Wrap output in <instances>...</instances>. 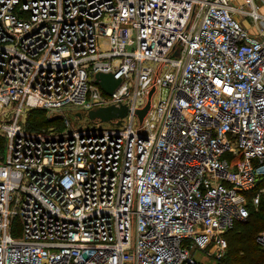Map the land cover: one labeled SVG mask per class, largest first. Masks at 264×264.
<instances>
[{
    "label": "built area",
    "instance_id": "2783aa9c",
    "mask_svg": "<svg viewBox=\"0 0 264 264\" xmlns=\"http://www.w3.org/2000/svg\"><path fill=\"white\" fill-rule=\"evenodd\" d=\"M245 4L0 0V264L224 253L264 192V37L237 17L263 15ZM97 71L120 78L111 92ZM121 104L112 126L63 110ZM32 108L62 126L29 129Z\"/></svg>",
    "mask_w": 264,
    "mask_h": 264
},
{
    "label": "trees",
    "instance_id": "16d2710c",
    "mask_svg": "<svg viewBox=\"0 0 264 264\" xmlns=\"http://www.w3.org/2000/svg\"><path fill=\"white\" fill-rule=\"evenodd\" d=\"M33 111L44 112L42 108H36ZM31 114L32 111L28 113L27 118H30ZM41 122L40 118L34 116L31 118V124L36 127L31 128L29 126V129L43 128V126H40ZM57 124V127L62 126L60 122H57ZM257 186H264V175L258 181ZM258 205L257 208H248V215L244 220L236 221L224 231L226 248L222 254L220 264H264V245L256 241L257 234L264 230V192L259 198Z\"/></svg>",
    "mask_w": 264,
    "mask_h": 264
},
{
    "label": "rangeland",
    "instance_id": "374dc122",
    "mask_svg": "<svg viewBox=\"0 0 264 264\" xmlns=\"http://www.w3.org/2000/svg\"><path fill=\"white\" fill-rule=\"evenodd\" d=\"M231 1L236 6H242L245 9L247 8V5L245 4V0H231ZM253 1L255 4H257V9L263 15V18L258 19L256 21L249 14H244V15L238 14L237 17L239 18V20L241 21L243 26L246 27L249 31H251L252 33H259V29H260L261 36L264 37V0H253ZM156 97H157V92L154 94L153 99H155ZM74 108H76L74 105H66L63 107L64 113L68 117L72 126L84 125L86 123L95 121L96 119H98L100 121L101 126H112L113 125V123L110 122L108 119L101 120V119L96 118V117L95 118H89L88 115L84 112L82 113V115L80 117H78V116L74 115V113H73ZM35 109L36 108H33L32 110L29 109L26 112V113H30L32 111L30 118L29 117L27 118L28 114L26 115L25 124L28 128H29V126L31 128L36 127L34 124H31V118H33L34 116H36L37 118H40L42 120L40 126H43V128H45L46 125H50V124L56 123L55 125H58L57 122H60V124L63 123L62 118H61L62 117V115H61L62 111L56 112V113H54V112L50 113L49 111L42 109V111H44V112L38 113V111L37 112L33 111ZM37 109H39V108H37ZM258 203H259V200H258L256 205L254 203L249 202L247 205V209L250 207L257 208L259 206ZM261 232L262 231H260V233ZM257 242L259 244H262L259 241H257ZM208 250H210V251L213 250L211 245L207 247L206 251H208ZM194 257L196 258L197 261H199L203 264H220V260L222 258V255L220 257H215L212 255H205L203 252L200 251V249L197 248L194 250Z\"/></svg>",
    "mask_w": 264,
    "mask_h": 264
},
{
    "label": "water",
    "instance_id": "95a60500",
    "mask_svg": "<svg viewBox=\"0 0 264 264\" xmlns=\"http://www.w3.org/2000/svg\"><path fill=\"white\" fill-rule=\"evenodd\" d=\"M95 81L106 91L111 92L112 89L119 83L120 78L115 77L114 74L110 71H97L94 74ZM148 107V101L146 104L137 110L139 118L142 117L144 112ZM126 111L125 105L121 104L119 106L115 105H106L100 106L88 111L89 118L99 117L101 119H108L116 115H123ZM77 115H80L79 112H76Z\"/></svg>",
    "mask_w": 264,
    "mask_h": 264
}]
</instances>
